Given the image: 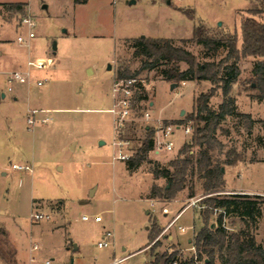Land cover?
Masks as SVG:
<instances>
[{
    "label": "rangeland",
    "instance_id": "obj_1",
    "mask_svg": "<svg viewBox=\"0 0 264 264\" xmlns=\"http://www.w3.org/2000/svg\"><path fill=\"white\" fill-rule=\"evenodd\" d=\"M8 1L30 5L35 37L30 39V47L19 42L18 36L28 35L29 28L21 15L0 4V87L5 89L9 71L29 68V49L34 61L43 58L52 59V63L42 69L30 68L33 77L46 78L43 86L34 85L33 89L42 92L40 104L35 100L27 107L25 93L17 100L11 96L0 100V264H108L114 257L135 251L126 264H149L152 248L154 253L178 250L185 258L191 257L195 248L189 240H194L203 226L202 201L187 208L169 227L174 215L192 199L190 186L172 201L153 200L149 198L153 184L164 186L166 179L154 177L151 163L146 161L130 170L126 160H114L118 147L114 145L115 118L109 111L114 105L112 83L119 67L136 72L141 80L138 95L142 99L135 101L122 133L126 144L121 148L135 154L148 128L155 137L167 122L180 124L193 111L196 97L213 84L183 81L171 88L172 83L163 79L159 69H141L126 40L145 35L191 39L197 23L204 24L212 37L224 38L236 32L241 36L244 18L264 21V13H249L260 7L261 0H138L133 5L127 0H0ZM175 5L194 9L195 18ZM180 40L176 44L182 45ZM186 48L200 62H219L228 51L226 43L215 57H205L203 45L196 41L188 42ZM259 59L239 61L241 73L231 90L238 111L250 114L254 121L228 116L221 124L229 133L218 131L224 151L236 147L245 157V161L224 166V191L264 192V100L255 98L259 91L252 87L256 83L251 85L252 68ZM181 68L186 69L187 64L181 63ZM223 98L222 88H218L210 104L216 108ZM34 109L39 113L30 124ZM144 111L151 113L150 119L142 118ZM47 117L48 122H43ZM182 124L165 138L174 142V149L156 153L154 147L148 153L149 160L168 165L183 144L192 141L195 122ZM185 126L191 127L190 133L185 132ZM102 140L104 144H100ZM14 163L28 164L32 169L16 170ZM193 181V199L211 194L204 193L196 177ZM248 198L258 200L261 216L256 228L233 211L226 213L224 223L229 231L248 226L264 246V198ZM35 213L48 217L36 219ZM84 214L90 219L84 220ZM219 214L214 211L210 222L216 223ZM96 215L101 221H95ZM179 226L186 227V232ZM153 230L158 234L150 241ZM107 231L114 233L113 243L99 247Z\"/></svg>",
    "mask_w": 264,
    "mask_h": 264
},
{
    "label": "trees",
    "instance_id": "obj_2",
    "mask_svg": "<svg viewBox=\"0 0 264 264\" xmlns=\"http://www.w3.org/2000/svg\"><path fill=\"white\" fill-rule=\"evenodd\" d=\"M75 3H86L88 0H74ZM22 2L3 3L7 11L21 10ZM189 18H195L192 8L177 7ZM249 13L255 15L264 13V0H261L258 9ZM241 36L238 33L226 37H212L207 33L202 23L194 26L193 37L181 39L182 45L170 37L139 36L129 38L126 42L132 49V57L139 60L141 69H159L164 80L170 83L183 81H210L213 86L199 94L194 101L193 111L185 121H194L196 126L192 141L184 143L179 150V155L162 165L158 161L148 159V153L154 149V131L148 128V135L142 141L136 153L127 160L130 170L138 168L142 163H151V172L155 178L166 179V184L160 186L153 184L149 198L172 201L177 194L190 186L189 197H194L196 177L202 184L204 193H214L202 200L205 205L201 211L203 226L195 234L193 246L195 253L191 257H184L178 250H167L163 253H154L149 264H264V246L257 242L255 234L248 227L239 231H229L224 225V215L220 213L216 223L210 222V216L215 208H223L227 212H238L256 228L261 216L258 200L248 198L249 195L231 194L221 195L215 192L223 191L226 180L222 168L225 165H235L245 161L244 155L236 147L226 151L225 144L218 136V131L229 133L222 126V121L228 116L242 117L252 123L254 120L248 113L239 112L236 98L231 95L233 84L237 82L241 73L239 61L247 57H260L252 68L253 88L259 92L255 96L264 100V21L248 16L241 21ZM241 44L239 45V41ZM196 41L203 45L205 57H215L223 43H226L227 54L219 62L207 60L200 62L197 56L186 48V44ZM181 63H186L187 68L182 69ZM163 65V66H162ZM129 68L119 67L116 71L117 78L133 77ZM218 88H222L223 101L214 108L210 101L216 95ZM139 100L142 95H138ZM173 122H167L166 125ZM198 150L194 151L193 147ZM224 154V158L220 155ZM190 177V179H189ZM260 197V196H257ZM264 200V199H263ZM245 221V220H244ZM247 221V220H246ZM245 221V222H246ZM158 231L149 233L150 241L154 240ZM158 241H156L157 243ZM153 247V246H152Z\"/></svg>",
    "mask_w": 264,
    "mask_h": 264
},
{
    "label": "built area",
    "instance_id": "obj_3",
    "mask_svg": "<svg viewBox=\"0 0 264 264\" xmlns=\"http://www.w3.org/2000/svg\"><path fill=\"white\" fill-rule=\"evenodd\" d=\"M17 14L22 16V23L26 25L29 28V33L28 35L18 36V41L21 43H26L29 45L30 39L35 37L34 32L32 29L35 27V22L33 20L32 13L30 11V5L28 3L23 4L21 10L16 11ZM52 63V59H43L39 58L36 61H34L32 58L28 60V66L29 68L26 70L22 69H15L9 73L6 74V77L4 79L5 82V89H0V95L4 93L5 95L7 94H14L15 89L18 85H27L30 86L31 84H36L37 86H43L45 84L46 78H36L33 77L32 72H31V67H36L39 69L46 68L49 64ZM141 90V80L136 77H127V78H117L115 77L112 87H111V92L112 96L114 98V105L112 108L109 109V111L114 115L115 118V130H116V136L114 139V145L118 147V151L116 155L113 157L114 160H129L133 154H129L121 148L123 145L126 144V140L123 139L122 133L124 132V129L127 124V120L130 119V117L133 114L134 111V103L136 100H138V93ZM43 112V111H41ZM39 113V110H31L30 117L28 119V122L30 124H33L35 122L36 116ZM142 118L148 120L151 118V113L149 111H144L142 113ZM50 118H42L43 122H48ZM184 126L183 124H178V123H171L168 125H165L164 127L159 128V131L157 132L158 135L154 137V147H155V152L160 153L162 150H173L174 149V142L172 140H166L165 138L167 136H170L174 134L175 130L181 128ZM184 130L186 133H190L191 127L190 126H185ZM13 168L16 170H31V166L28 164H17L14 163L12 165ZM243 194V195H255V196H260L264 198V192L260 191H219L215 192L216 194ZM214 193L207 194L204 196H200L195 199H191L190 202L183 208V210L197 204V202L202 201L205 197L213 195ZM202 208L205 207V205L202 203L201 205ZM215 212H220L223 213L224 215V220L226 218V211L223 208H215ZM36 219H43L45 217H48V215H44L42 213H35L33 215ZM90 215L84 214L82 218L84 220H89ZM177 217H174L171 222L169 223V227L172 226L176 220ZM101 216L96 215L95 216V221H101ZM223 225L228 229V227L225 225L223 222ZM179 230L181 232H186V227L184 226H179ZM112 238H114V233L111 231H107L105 234V238L101 241H99L98 245L99 247H107L110 246L113 243ZM36 248V245L34 246ZM194 248V247H193ZM132 254H127L122 257H114L111 262L108 264H125V261L131 256ZM49 263V261H47ZM174 264H178V262H174Z\"/></svg>",
    "mask_w": 264,
    "mask_h": 264
},
{
    "label": "crops",
    "instance_id": "obj_4",
    "mask_svg": "<svg viewBox=\"0 0 264 264\" xmlns=\"http://www.w3.org/2000/svg\"><path fill=\"white\" fill-rule=\"evenodd\" d=\"M131 1L132 0H127V3L129 4V5H133V4H136L137 2H138V0H136L135 1V3H131ZM8 2H22V3H26V1H8ZM152 3H156V1L155 0H153L152 1ZM0 4L2 5L3 3H1L0 2ZM169 4L170 5H172V1H169ZM47 6V5H46ZM177 7H181V6H179V5H175V8L177 9V10H179ZM180 11V10H179ZM0 16H1V14H0ZM2 17V16H1ZM241 31V30H240ZM145 36H147V35H145ZM150 37H154V36H150ZM159 37V36H158ZM170 38H172V37H170ZM173 39H175V40H178V39H184V38H177V37H174ZM29 47H30V44H29ZM29 59L30 58H32L31 57V54H32V52H31V50L29 49ZM88 70L90 71V73H92V68H90V67H88ZM9 72H11V71H9ZM8 72V73H9ZM34 85H36V84H31L30 86H27V85H18L17 87H16V90H15V92H14V94H6V95H2V94H4V93H2L1 95H0V100H1V102H2V100L4 101V100H6L7 98H8V96H11V98H13L14 100H17V99H20L21 98V96H22V94H24L23 96H24V98L25 99H27V107H30L31 105H32V102L33 101H35V100H37V102H39V104H40V102H41V99H42V95H41V91H39V90H37V88H36V90H35V92L33 91V89H34ZM36 87H40V86H37L36 85ZM20 88H24L23 90H25V91H19V89ZM0 89H2L1 87H0ZM18 91V92H17ZM22 92V93H21ZM45 108H47V107H45ZM47 109H49V108H47ZM50 110V109H49ZM228 188V187H227ZM229 189H233V190H244V191H259V190H248V189H235V188H229ZM261 192V191H260ZM154 200V199H153ZM186 210V209H185ZM185 210H183V209H181L176 215H174V217H177L178 216V218H177V220H179L180 219V217H181V215L184 213V211ZM173 217V218H174ZM176 220V221H177ZM187 229V228H186ZM189 242H191L190 240H189ZM192 248V247H191ZM137 251H135V252H132L131 254L133 255L134 253H136ZM130 254V253H129ZM122 257V256H121ZM145 260V258H142V261H144ZM127 261V260H126ZM126 261H125V264H126Z\"/></svg>",
    "mask_w": 264,
    "mask_h": 264
},
{
    "label": "water",
    "instance_id": "obj_5",
    "mask_svg": "<svg viewBox=\"0 0 264 264\" xmlns=\"http://www.w3.org/2000/svg\"><path fill=\"white\" fill-rule=\"evenodd\" d=\"M135 1L136 0H132L131 1V3H135ZM44 7H47L46 5H44ZM53 49H54V52H56V49H57V42H55L54 44H53ZM111 68V65L109 66V69ZM178 85V83H172V85H171V88H174V87H176ZM3 96L5 95V94H2ZM183 113V112H182ZM105 142L102 140V141H100V144H104ZM222 170L225 172V167H223L222 168Z\"/></svg>",
    "mask_w": 264,
    "mask_h": 264
}]
</instances>
